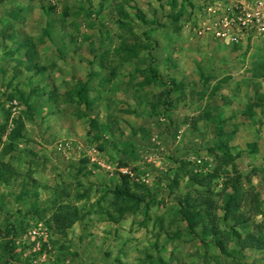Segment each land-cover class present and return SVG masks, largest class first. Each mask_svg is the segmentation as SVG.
Instances as JSON below:
<instances>
[{
	"label": "rangeland",
	"instance_id": "374dc122",
	"mask_svg": "<svg viewBox=\"0 0 264 264\" xmlns=\"http://www.w3.org/2000/svg\"><path fill=\"white\" fill-rule=\"evenodd\" d=\"M256 1L0 0V264H264V37H217ZM233 166L261 242L219 256L177 199ZM121 175L145 205L112 223Z\"/></svg>",
	"mask_w": 264,
	"mask_h": 264
},
{
	"label": "trees",
	"instance_id": "16d2710c",
	"mask_svg": "<svg viewBox=\"0 0 264 264\" xmlns=\"http://www.w3.org/2000/svg\"><path fill=\"white\" fill-rule=\"evenodd\" d=\"M171 6L175 4V0H170ZM10 28V26H9ZM8 28V29H9ZM9 37V36H8ZM7 38H3L6 41ZM20 51H17L19 53ZM32 53V54H31ZM36 53L29 51L24 53V60L26 61V69H35V73L42 75L45 70L36 66ZM149 79L152 82L162 83L156 68L148 66ZM83 93V89L79 88L78 95ZM19 130V129H18ZM16 136L19 137V131L16 129ZM221 148H226L221 144ZM10 150H12L10 148ZM228 156L227 154L225 155ZM234 176H228L224 182L223 189L220 194H217V199L220 201L215 202L212 199L213 193L210 189V182L214 175H209L203 178L191 176L190 183L199 187L195 190V194L187 193L177 199L179 219L185 225V231L189 236H196V230H199V243L202 246L212 247L219 256L227 253L238 255L239 253L230 248L234 244L240 251L245 249H254L261 241L258 240L254 234L246 231L249 216L243 213L241 209L247 204V200L252 199L249 193L243 192L240 186V176L236 173L234 166L232 167ZM81 170H79V173ZM137 191L147 193L142 188ZM230 190L228 193L227 191ZM112 196L111 206L114 208L113 212L107 213V219L112 223H117L120 217L129 212H134L144 203V195H138L133 192L129 184L127 176H120V184L115 186L113 190L109 191ZM216 211L221 212V217L217 218ZM78 210L70 206H61L59 213L53 216L55 226L64 230L74 222L78 221ZM221 222L225 227L220 230L217 223Z\"/></svg>",
	"mask_w": 264,
	"mask_h": 264
},
{
	"label": "built area",
	"instance_id": "2783aa9c",
	"mask_svg": "<svg viewBox=\"0 0 264 264\" xmlns=\"http://www.w3.org/2000/svg\"><path fill=\"white\" fill-rule=\"evenodd\" d=\"M225 32L217 34L228 45H238L249 36L264 37V2L256 1L240 10L231 22H225Z\"/></svg>",
	"mask_w": 264,
	"mask_h": 264
}]
</instances>
